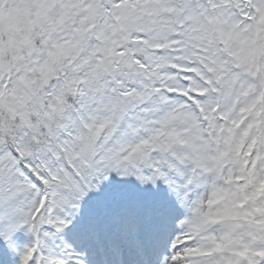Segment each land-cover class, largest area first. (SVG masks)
Returning <instances> with one entry per match:
<instances>
[{"label":"snow or ice","instance_id":"1","mask_svg":"<svg viewBox=\"0 0 264 264\" xmlns=\"http://www.w3.org/2000/svg\"><path fill=\"white\" fill-rule=\"evenodd\" d=\"M0 264H264V0H0Z\"/></svg>","mask_w":264,"mask_h":264}]
</instances>
